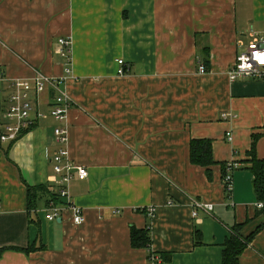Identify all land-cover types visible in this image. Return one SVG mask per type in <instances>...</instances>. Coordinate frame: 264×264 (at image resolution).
<instances>
[{"label": "crops", "instance_id": "obj_1", "mask_svg": "<svg viewBox=\"0 0 264 264\" xmlns=\"http://www.w3.org/2000/svg\"><path fill=\"white\" fill-rule=\"evenodd\" d=\"M250 27L264 37V0H0V84L63 76L58 39H71L66 148L88 170L68 183L84 221L60 198L47 220L62 122L44 91L34 104L45 117L0 143V264H221L237 224L242 236L254 232L239 264H264V209L246 168L253 133L264 159V79L227 76ZM192 139L211 141L210 175L190 161ZM232 162L228 191L222 165L227 173ZM27 185L52 195L38 191L29 207ZM195 199L211 211L194 216ZM147 225L151 260L130 244L131 227Z\"/></svg>", "mask_w": 264, "mask_h": 264}, {"label": "built area", "instance_id": "obj_2", "mask_svg": "<svg viewBox=\"0 0 264 264\" xmlns=\"http://www.w3.org/2000/svg\"><path fill=\"white\" fill-rule=\"evenodd\" d=\"M249 40L244 49L239 52L232 66L227 71L230 80L237 78H254L264 79V37L259 36L252 27L248 29ZM58 53L63 57L67 68L65 74L59 78L45 75L41 72L36 73L31 78L9 79L5 85L0 84V143L15 141L26 131L31 129L40 118H44L45 114L36 109L35 104L39 95L44 91L52 92V108L49 114L56 118L61 125H57L53 129L54 143L58 145V149L50 158L51 166L55 174V184L51 191L55 197L65 200L68 209L73 212V222L82 223L84 217L80 207L69 204L68 183L73 179L83 180L88 176V170L81 165L74 164L69 158L66 148L67 143V124L66 113L72 106L73 100L65 90L63 83L70 74L68 65L70 64L71 39L68 37H60L58 39ZM119 68L118 74H124V61L117 60ZM199 71H204V65L199 64ZM2 81V79H1ZM35 103V104H34ZM223 118L230 117V113L223 112ZM231 139L230 133H227ZM237 167L236 162H232L227 167V173L224 177V183L228 191L231 190L232 177L231 171ZM193 215H197L196 209H202L210 212L211 203H205L199 200L193 201ZM255 206L258 209H264V201L257 200ZM62 207L56 204L52 199L48 203L45 218L47 220H55ZM145 212L149 217L153 216L154 209L146 207Z\"/></svg>", "mask_w": 264, "mask_h": 264}, {"label": "trees", "instance_id": "obj_3", "mask_svg": "<svg viewBox=\"0 0 264 264\" xmlns=\"http://www.w3.org/2000/svg\"><path fill=\"white\" fill-rule=\"evenodd\" d=\"M202 53L205 59L204 62L207 64L208 52H206V48L202 50ZM258 136V133H253L251 135V145L248 151L250 159L247 162L248 165L246 164V168L249 169V171L253 174L252 186L257 200L264 201V159H258L255 153V145ZM190 161L194 164L205 167L207 174L210 175V166L214 164L211 141L205 139H192L190 142ZM222 169V176L225 177L226 169L224 165H222ZM38 191L52 195L45 189L44 186L39 185L32 187L27 185L29 207H34L33 198L36 197ZM51 199L54 202H58L57 197L53 195ZM148 226L149 225L141 229L132 226L130 229V244L132 247H146L148 250V258L151 260L152 251L150 249V235ZM238 226L239 224L233 227V233L230 234L223 243L224 247L222 250L221 264H239V256L253 236L254 232L247 236H242L239 233ZM33 249V246L16 248V250H23L24 252H29ZM4 250L5 248H0V256ZM167 257H169V255Z\"/></svg>", "mask_w": 264, "mask_h": 264}]
</instances>
